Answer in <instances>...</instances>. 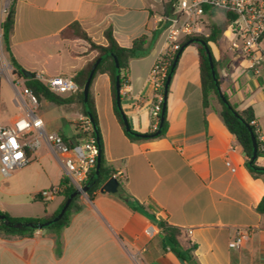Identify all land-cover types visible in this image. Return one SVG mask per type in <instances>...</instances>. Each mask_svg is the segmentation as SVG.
Wrapping results in <instances>:
<instances>
[{
	"label": "crops",
	"instance_id": "obj_1",
	"mask_svg": "<svg viewBox=\"0 0 264 264\" xmlns=\"http://www.w3.org/2000/svg\"><path fill=\"white\" fill-rule=\"evenodd\" d=\"M164 1L14 0L9 54L31 74L72 78L97 53L87 50L78 38H64L67 27L78 24L96 44H104L103 33L110 28L116 43L129 47L135 38L164 25L160 15ZM206 18L209 25L214 24L212 10ZM209 45L214 46L210 51L219 63L220 89L237 110L251 107L256 126L264 132V114L256 116L255 103L246 100L252 90L264 86V69L261 87L232 57L228 40L222 43L218 38L216 45ZM261 48L264 52V37ZM164 50L162 30L145 56L129 61L127 84L119 94L121 111L133 133L154 131L150 73ZM9 54L3 52L2 59L8 61ZM223 59L227 60L225 67L221 66ZM3 78L14 90L8 76ZM88 92L101 154L114 175H122L115 178L116 191L98 190L91 199L78 195L69 223L61 230L0 234V264H131L133 253L143 264H188L163 246L156 222L178 228L182 232L178 242L195 245L192 253L199 264H264V214L256 210L264 197V178H252L245 169L243 152L219 118L215 100L203 115L192 43L181 51L168 85L167 128L162 137L131 140L125 135L113 112L106 74L94 75ZM7 105L12 114L7 123L0 115L1 125L28 114L16 94L10 98L0 94L1 109ZM34 113L42 120L45 133L76 143L73 137L84 119L78 102L56 106L40 98ZM29 138L33 145L30 158L39 170L35 181L41 185L35 196L56 187L65 176L64 156L55 155L41 134L33 132ZM32 198L0 203V212L15 218L42 217L55 213L62 202L59 194L50 199ZM238 232L242 244L231 249L228 243Z\"/></svg>",
	"mask_w": 264,
	"mask_h": 264
},
{
	"label": "built area",
	"instance_id": "obj_2",
	"mask_svg": "<svg viewBox=\"0 0 264 264\" xmlns=\"http://www.w3.org/2000/svg\"><path fill=\"white\" fill-rule=\"evenodd\" d=\"M13 0H0V75H6L16 92L17 101L27 110L25 117L13 119L8 125L0 124V173L8 176L16 169L22 168L31 162L30 153L33 151L31 133L41 134L50 145L53 153L64 156V173L69 184L81 190L90 171L95 166L97 146L95 140L79 139L74 144H67L62 137L55 133L43 131L42 120L35 115L37 107L35 95L24 85L23 78L13 74L10 63L2 59V33L1 25L9 15ZM213 8H219L225 13V30L228 35V47L233 58L237 59L248 74L255 79L261 77L264 69V52L261 41L264 37V0H176L171 15L163 19V36L165 50L161 55L172 53L178 48L179 41L186 36H207L209 25L206 15ZM164 66L151 69L150 79L153 92L161 85L164 78ZM36 81L44 85L51 93L56 95H73L77 93L78 86L70 78L64 76H44L33 74ZM21 88H18L19 85ZM151 117L154 121V130L157 125L158 104L162 97L155 96ZM256 127V144L259 156L256 162L264 163V132ZM77 127L88 129L87 119L78 122ZM230 166L228 162L225 163ZM233 170V169H231ZM112 177H122L117 172ZM58 188L39 192L42 199H50L56 195ZM242 244V234L238 232L228 243L231 249H238Z\"/></svg>",
	"mask_w": 264,
	"mask_h": 264
},
{
	"label": "trees",
	"instance_id": "obj_3",
	"mask_svg": "<svg viewBox=\"0 0 264 264\" xmlns=\"http://www.w3.org/2000/svg\"><path fill=\"white\" fill-rule=\"evenodd\" d=\"M175 2H176V0H166L163 2L162 10L160 13L162 19L171 15ZM12 8H13V4L11 6L9 18L8 19L5 18L4 21L2 22V25H1L2 50L5 54H9V52H10L9 38H10V35L12 33V28H13ZM163 29H164V25L161 26L159 29L153 30L149 35H141V36L135 38L129 47H121L114 40V38L112 36V31L110 28H107L103 33L104 44H96V43L92 42L86 36L84 31L81 30V28L79 27L78 24H73V25L67 27L65 29V31L62 33V36L64 38H78V39L84 41L87 45V50L95 51L97 53V55L93 60H91L90 62L85 64L81 69L76 71V73L72 76L71 79L77 84L78 91H77V93H75L73 95L66 96V97H62L60 95H56L54 93L49 92L44 87L43 84H41L40 82H38L34 79L33 74L30 78H25L21 73V70H22L21 67L14 61L13 57L10 54H9L8 62L10 63V65L13 68V74L15 75V77L24 79L25 87H27L29 90H31V92L35 95L37 102L40 98H43V99L47 100L48 102H50L56 106L68 105L72 102H78L81 106L83 117L85 119H87L86 112L84 110L83 99H82V89H83L84 83L86 81V78H87L88 73H89V69H90L92 63L94 62V60L99 55H102L105 53H110L111 56H107V57H105L99 61V63L97 64V66L95 68L93 76L96 74L104 73L109 77L110 85H111V95H112V101H113V112L117 118V121L119 122V125L124 130L122 120H121V114L119 113V111L117 110V108L115 106L116 92H115V87H114V82H115L114 59L116 60L117 65H118V69H119V84H120V89H121L124 85L127 84L126 74H127V70H128L129 61L131 59L140 58V57L145 56L149 52V50L152 48V46L155 43L158 35L160 34V32ZM224 30H225V24L222 26H216L214 24H210L207 27V32H208L207 36H205V37L204 36H186L179 41L178 48L174 52L166 53L164 55L159 56V58L155 61L152 68H154V67L161 68L162 66H164L165 76L161 81L160 87L157 89V91L153 92V99H152L153 104L156 103V100H157L155 97L156 95L162 97L165 77L170 70V67L173 63V60L175 58L177 51L186 42H188L189 40L195 39V38L203 40L206 43L207 48L210 51L209 44L211 43V44L216 45L219 36L224 32ZM192 45L195 46L196 53H197V65H198L199 78H200V93H201V104H202V108H203V115L205 113V110L208 107H210L211 100H215L218 107H219L216 111L219 118L221 119V121H222L223 125L225 126V128L227 129V131L234 137L235 141L240 146V148L243 152V155L245 157V159H244L245 169L247 170V172L250 174V176L252 178H255V179L256 178H264V172H259V171H256V170L248 167V161H249V158L251 156V151H252L251 150V139H250L249 132H248V130L244 124L248 125L251 128L253 135L256 139V133H255L256 127L252 124V122L255 121L252 108L246 107L243 110H237V106L234 104H231L229 102L226 94L221 90L225 100L231 106V108L237 113V115L239 116V119L241 121L238 118H236L230 110L227 109V107L220 101V99L216 93L214 82H213L212 76L210 74V68L208 65V60H207L204 48L197 43H192ZM211 56H212V54H211ZM212 62H213L214 70H215L216 79H217V82L219 85L218 75H217V68H218L219 63H218V61L214 60L213 56H212ZM221 63H222L221 66L225 67L227 60L223 59V61ZM258 82H259V85L262 87V84H263L262 80L258 79ZM87 103H88L89 112H90V114H91V116L95 122V113H94V108H93V102H92V98H91L89 92H88V97H87ZM158 107H159V111L157 114V125H158L159 118H160L161 102L158 104ZM153 124H154V121H153ZM166 128H167V122H166V118L164 116V120H163V124H162L160 134L155 138L162 137L165 134ZM76 131H77V133L74 135L73 140H79V139L87 140L90 138L95 140L94 133H93L91 127H89L88 129H83L81 127H77ZM125 135L131 140H142V138H140L138 136V134L133 133V132H131V133L125 132ZM63 141L68 144V142H66V140L63 139ZM257 156H259V152H257ZM254 166L255 167H262V166L257 165L256 162L254 163ZM94 168H95V166H94ZM94 168L90 171V173L87 176V179L85 180L83 185L93 175ZM113 175H114V172L106 164V162L103 158V155L101 154L98 178L94 182V184L86 191L85 194H86L87 198L91 199L93 193L98 191L100 189V187ZM56 188H58L57 194L62 196V202H61L59 208L56 210V212L51 214V215L42 216V217H32V218L31 217L15 218V217L9 216L5 212H0V214L4 215L9 221H12V222L26 221V222L42 223V222L48 221V220L52 219L57 214V212L59 211V209L63 205V203L66 200V198L68 197V195L75 190L69 184V181H68L66 176H63L59 180ZM32 199L38 200V199H41V196L38 193L37 195L33 196ZM77 199H78V196H75L72 199L71 203L69 204L67 210L64 212L63 216L57 222L53 223L52 225H50L46 228L47 229H54V230H61V229L65 228L69 223L71 211L74 208H76L75 202ZM256 210L259 213L264 214V197L259 202ZM156 225L159 228V230L161 231V233L164 236H167L169 238V240L173 243V247L171 248V251L179 259L187 262L188 264H199L197 262L195 256L192 253L196 248L195 245L188 243L187 245L182 246L178 242V238L182 234V232L178 228L168 226L162 222H156ZM33 231L34 230L29 229V228H22V229L8 228L0 222V234L23 235V234L31 233Z\"/></svg>",
	"mask_w": 264,
	"mask_h": 264
},
{
	"label": "water",
	"instance_id": "obj_4",
	"mask_svg": "<svg viewBox=\"0 0 264 264\" xmlns=\"http://www.w3.org/2000/svg\"><path fill=\"white\" fill-rule=\"evenodd\" d=\"M7 19L9 18V15H7L6 17ZM162 23V21H159V25ZM158 25V27H159ZM190 43H197L199 45H201L204 50H205V54L208 60V65L210 68V74L212 76V80L214 82V86H215V90L216 93L220 99V101L227 107L228 110H230L232 112V114L239 119V116L237 115V113L231 108V106L227 103V101L225 100L221 89L218 85L217 79H216V75H215V70H214V66H213V62H212V56H211V52L209 51V49L207 48L206 43L198 38L189 40L188 42H186L176 53L175 58L173 60V63L170 67L169 72L167 73L166 77H165V82L163 85V94H162V100H161V110H160V118H159V122L158 125L156 127V129L150 133V134H138V136L140 138H155L160 134L161 128H162V124H163V120H164V116H165V101H166V96H167V90H168V85L172 76V73L174 71L175 65L177 63V60L179 58V55L181 54V51L183 50V48L190 44ZM107 56H111L110 53H105L102 55H99L94 62L92 63L90 69H89V73L88 76L86 78V81L84 83L83 89H82V99H83V105H84V110L86 112V116H87V120L92 128V131L94 133V138H95V143L97 146V155H96V159H95V168H94V172L93 175L89 178V180L82 186L81 190H77L75 189L72 193H70L68 195V197L66 198V200L64 201L63 205L61 206V208L59 209V211L57 212V214L50 220L42 222V223H35V222H26V221H16V222H12L9 221L4 215L0 214V222L8 227V228H12V229H22V228H29L32 230H41L44 229L50 225H52L53 223L57 222L64 214V212L67 210L69 204L71 203L72 199L75 196H78L82 193H86V191L94 184V182L97 180L98 178V173H99V167H100V158H101V143H100V137H99V132L96 126V123L94 122L90 112H89V108H88V103H87V97H88V89H89V84L91 81V78L93 76V73L95 71V68L97 66V64L99 63L100 60H102L103 58L107 57ZM114 63H115V82H114V87H115V106L117 108V110L119 111V113L121 114V120H122V124H123V128L124 131L126 133H131L127 120L125 118V116L123 115L121 108H120V84H119V69H118V65L116 60L114 59ZM22 75L25 78H30L32 76V74L30 72L21 70ZM240 120V119H239ZM241 121V120H240ZM245 127L247 128L249 135H250V139H251V156L249 158L248 161V167L251 169H254L256 171L259 172H264V167H255L254 163L256 162V158H257V144H256V139L253 135V132L251 130V128L244 124ZM117 189V181L114 177H110L99 189L100 192H108V193H114ZM159 236L162 238L163 241V246L164 247H169L172 248L173 247V243L169 240V238L167 236H163L162 234H159Z\"/></svg>",
	"mask_w": 264,
	"mask_h": 264
},
{
	"label": "rangeland",
	"instance_id": "obj_5",
	"mask_svg": "<svg viewBox=\"0 0 264 264\" xmlns=\"http://www.w3.org/2000/svg\"><path fill=\"white\" fill-rule=\"evenodd\" d=\"M225 13L219 8L212 9V22L216 25H224ZM219 39L222 43H227L228 35L227 33H222L219 36ZM212 50L214 46L209 45ZM237 60L233 61L234 63ZM238 62V61H237ZM264 78V76H263ZM20 84L18 88H21ZM249 89V88H248ZM9 84L3 78V75H0V94L3 97L10 98L14 97L16 92H14ZM246 100H252L255 103V114L261 115L264 114V86L259 89L252 90L249 95L246 97ZM246 102V101H245ZM12 114V108L6 106V110L1 109L0 115L3 123H7L9 116ZM257 165L264 167V163L258 162ZM39 170L34 166V163L31 161L26 166L16 169L10 173L8 176H3L0 173V203L5 202H14L16 200L30 201L33 194L39 188V184H36L35 179L38 176ZM51 188L47 187L45 190ZM44 191V190H42ZM41 192V191H39ZM85 193L80 194L79 196H85ZM131 264H143L137 254L130 255Z\"/></svg>",
	"mask_w": 264,
	"mask_h": 264
}]
</instances>
